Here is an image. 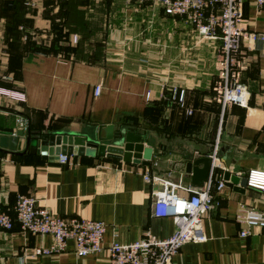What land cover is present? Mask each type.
<instances>
[{
  "label": "crops",
  "instance_id": "obj_1",
  "mask_svg": "<svg viewBox=\"0 0 264 264\" xmlns=\"http://www.w3.org/2000/svg\"><path fill=\"white\" fill-rule=\"evenodd\" d=\"M53 1L43 0L56 6L51 12L60 14L67 34L105 35V46L89 53L68 43L67 52L34 49L36 42L21 41L20 31L47 24L48 12L38 16V8L29 9L31 0H0V91L23 95L10 100L0 94V107L12 110L0 108V130L16 131L18 118L30 130L47 132L93 136L100 130L103 137H115L123 129L152 148L150 165L97 156H68L61 164L41 154L0 151V211L14 217L16 195H31L54 216L103 221V246L133 242L144 233L167 238L174 225L170 217L152 214L155 186L141 176L147 169L190 184L183 162L209 156L217 141L224 159L215 162L219 168L247 177L264 173V11L254 0H240L243 26L262 39L244 35L230 65L249 91L248 104L230 106L222 117L215 91L220 40L203 38L151 0ZM23 146L20 140L17 150ZM239 203L264 211V192L248 185L243 192L233 185L215 192L202 218L206 240L184 244L174 262L264 264V229L239 235ZM51 242V236L21 232L14 223L0 231V264H107L105 250L78 257L72 242L64 252L34 255L35 247Z\"/></svg>",
  "mask_w": 264,
  "mask_h": 264
},
{
  "label": "built area",
  "instance_id": "obj_2",
  "mask_svg": "<svg viewBox=\"0 0 264 264\" xmlns=\"http://www.w3.org/2000/svg\"><path fill=\"white\" fill-rule=\"evenodd\" d=\"M151 1L159 5L168 16L188 21L203 38L221 41L219 52L222 60L215 85L221 117L230 106L245 107L249 91L238 81L230 65L240 49L244 35L252 41L261 40L262 36L246 33L240 0ZM254 3L257 10L264 11V0H254ZM99 92L100 87L95 86L94 95ZM0 94L10 100L23 99L22 94L12 90H2ZM178 102L183 105L181 96ZM16 124L18 129H25L23 119L18 118ZM209 156L213 161L211 166H214L210 168L208 179L198 187L173 182L154 170L147 169L142 173L143 181L155 186L151 193L153 216L170 217L173 222L174 230L167 238L144 233L133 242L112 241L103 246L106 230L103 221L76 217L66 220L54 216L47 208L38 206L33 196L23 194L16 195L14 217L0 211V231L11 230L14 223H17L21 232L51 236L49 247L33 249L36 256L64 252L68 242H72V251L78 257L105 250L107 264H176L173 257L184 244L206 240L202 218L212 207L213 194L224 188V181L220 177L214 179L211 176L217 166L215 162L220 161L217 141ZM57 161L66 164L69 157L59 155ZM247 185L264 192V173L251 171L247 177ZM234 218L244 226L239 232L241 237L249 235L252 229H264V211L254 206L239 203Z\"/></svg>",
  "mask_w": 264,
  "mask_h": 264
},
{
  "label": "water",
  "instance_id": "obj_3",
  "mask_svg": "<svg viewBox=\"0 0 264 264\" xmlns=\"http://www.w3.org/2000/svg\"><path fill=\"white\" fill-rule=\"evenodd\" d=\"M11 112L10 108L0 107ZM20 140L23 141V149L18 151ZM0 151L15 155L41 154L49 157L51 161H57L59 155L99 157L113 160H122L128 164L150 165L152 148L143 146L142 137L131 131L120 130V134L113 137H103L98 130L93 136L87 133L76 134L74 132H47L25 129L0 130ZM221 162L224 159H220ZM210 156H203L193 160H187L182 164L183 173L189 178L192 186H201L209 177L212 164ZM212 178L220 177L224 186L231 185L237 191L243 192L247 186V176L232 174L215 166Z\"/></svg>",
  "mask_w": 264,
  "mask_h": 264
},
{
  "label": "rangeland",
  "instance_id": "obj_4",
  "mask_svg": "<svg viewBox=\"0 0 264 264\" xmlns=\"http://www.w3.org/2000/svg\"><path fill=\"white\" fill-rule=\"evenodd\" d=\"M32 3L29 6V9L38 8L37 14L38 16L43 15L44 13L48 12L47 16V24L45 23H38V27L36 28H24L22 27L20 31V40L27 41L32 40L36 42V45L40 47H54L56 50L62 49V47H68L69 44L76 46H81L85 48V52L89 53V48L93 49L94 46L102 48L105 46V35L99 36H83L76 33H68L65 31L67 29L66 25L63 26V20H61L60 14L55 11L51 12L52 6L44 5L43 0H31ZM53 2H56L54 0ZM78 6L84 8V4L78 3ZM59 8V7H58ZM52 16V19H51ZM41 19V18H40ZM68 43V45H67ZM70 46V45H69ZM91 54L94 55L95 52L91 51ZM263 105H264V98H263Z\"/></svg>",
  "mask_w": 264,
  "mask_h": 264
},
{
  "label": "trees",
  "instance_id": "obj_5",
  "mask_svg": "<svg viewBox=\"0 0 264 264\" xmlns=\"http://www.w3.org/2000/svg\"><path fill=\"white\" fill-rule=\"evenodd\" d=\"M30 47H33L34 49H38V50H45V51H53V52H57L58 50H56V48L54 47V45H52V47H49V48H43V47H40L39 45H33L31 44ZM65 52H67L69 50V48H64Z\"/></svg>",
  "mask_w": 264,
  "mask_h": 264
}]
</instances>
